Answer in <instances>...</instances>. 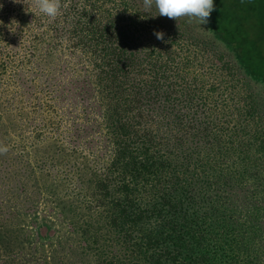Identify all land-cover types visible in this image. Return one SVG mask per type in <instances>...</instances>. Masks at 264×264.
I'll return each instance as SVG.
<instances>
[{
  "label": "rangeland",
  "instance_id": "374dc122",
  "mask_svg": "<svg viewBox=\"0 0 264 264\" xmlns=\"http://www.w3.org/2000/svg\"><path fill=\"white\" fill-rule=\"evenodd\" d=\"M141 1L137 17L125 12L129 0H59L50 19L36 0H0V264H106L111 257L123 264L132 254L108 220L103 65L155 76L174 87L172 101L181 97L179 83L186 95L195 87L198 97L213 98L202 117L217 118V149L231 148L229 159L217 157L221 173L229 167L236 175L248 149L249 195L264 201V145L255 136L264 125V85L239 77L230 52L175 19L157 39L147 24H157V10ZM105 27L125 34L100 39ZM156 65L169 69L151 75ZM247 110L260 119L247 122Z\"/></svg>",
  "mask_w": 264,
  "mask_h": 264
},
{
  "label": "trees",
  "instance_id": "16d2710c",
  "mask_svg": "<svg viewBox=\"0 0 264 264\" xmlns=\"http://www.w3.org/2000/svg\"><path fill=\"white\" fill-rule=\"evenodd\" d=\"M213 2L206 24L186 16L175 23L223 47L231 53L239 77L264 85V0ZM229 3L233 21L227 18ZM129 4L125 12L132 10L139 17L133 10L142 1ZM153 15L157 24L148 27L166 34L167 21L174 19L158 11ZM100 32V39L114 42L125 34L110 27ZM168 69L156 65L151 75ZM121 70L122 65H103L99 80L112 148L108 220L132 253L123 264H264V201L249 195L247 180L253 174L244 160L250 154L248 149L240 151L243 162L236 175L229 167L221 173L217 157L229 159L231 148L217 149V118L202 117L215 105L213 98L198 97L195 87L186 95L179 83L181 97L172 101L173 86L163 87L155 76L142 80L137 74L122 75ZM166 93L168 98L161 100L159 95ZM244 117L247 122L260 119L254 110ZM258 126L255 136L264 145V125ZM106 264L120 263L111 257Z\"/></svg>",
  "mask_w": 264,
  "mask_h": 264
},
{
  "label": "clouds",
  "instance_id": "9594fccd",
  "mask_svg": "<svg viewBox=\"0 0 264 264\" xmlns=\"http://www.w3.org/2000/svg\"><path fill=\"white\" fill-rule=\"evenodd\" d=\"M155 7L159 16L170 19L188 17L206 24L207 18L214 9L213 0H144L145 8ZM38 12L45 17L54 19L60 9L59 0H36ZM157 39L163 38L162 32L155 33ZM6 149H0L3 151Z\"/></svg>",
  "mask_w": 264,
  "mask_h": 264
}]
</instances>
